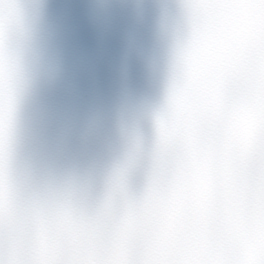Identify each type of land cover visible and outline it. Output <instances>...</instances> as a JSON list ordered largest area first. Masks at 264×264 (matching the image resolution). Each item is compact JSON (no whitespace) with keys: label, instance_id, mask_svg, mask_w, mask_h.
Listing matches in <instances>:
<instances>
[{"label":"clouds","instance_id":"9594fccd","mask_svg":"<svg viewBox=\"0 0 264 264\" xmlns=\"http://www.w3.org/2000/svg\"><path fill=\"white\" fill-rule=\"evenodd\" d=\"M28 28L22 13L11 34ZM6 34V40H7ZM204 77L182 75L151 114L153 135L121 128L123 150L99 190L57 218L51 200L7 201L6 264H205L242 258L259 214L260 128L253 113L264 91L250 36L233 28L223 61ZM175 90V91H174ZM179 92V95H177ZM143 175L133 190L129 177Z\"/></svg>","mask_w":264,"mask_h":264},{"label":"water","instance_id":"95a60500","mask_svg":"<svg viewBox=\"0 0 264 264\" xmlns=\"http://www.w3.org/2000/svg\"><path fill=\"white\" fill-rule=\"evenodd\" d=\"M28 28L10 36L18 67L11 168L37 200L99 190L123 150L121 128L153 135L152 112L180 78L192 38L181 0H18ZM233 26L218 18L205 62L223 61ZM143 175L134 173L136 190Z\"/></svg>","mask_w":264,"mask_h":264},{"label":"snow or ice","instance_id":"6c2138e0","mask_svg":"<svg viewBox=\"0 0 264 264\" xmlns=\"http://www.w3.org/2000/svg\"><path fill=\"white\" fill-rule=\"evenodd\" d=\"M180 8L183 17L192 27L190 43L177 51V72L180 77L185 74L204 77V41L210 27L221 17L233 28H238L250 36L260 58L261 72L264 74V0H181ZM22 13L18 0H0V264H6L2 255L5 203L7 201L11 214V207L17 194L11 168L10 145L18 67L15 54L10 47V36L14 20ZM253 118L260 128L261 136L259 152L261 167L257 185L259 214L256 227L242 258L205 264H264V91L260 94L259 108L253 113ZM51 206L57 218L74 215L79 209L78 201L72 193L52 199ZM44 264L57 262L51 260L45 261Z\"/></svg>","mask_w":264,"mask_h":264}]
</instances>
